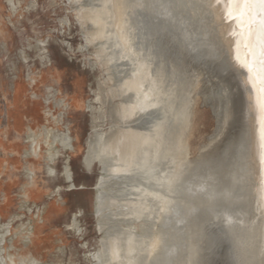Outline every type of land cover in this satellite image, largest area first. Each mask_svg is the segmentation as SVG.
<instances>
[{
    "label": "rangeland",
    "instance_id": "obj_1",
    "mask_svg": "<svg viewBox=\"0 0 264 264\" xmlns=\"http://www.w3.org/2000/svg\"><path fill=\"white\" fill-rule=\"evenodd\" d=\"M119 1L0 0L4 255L22 264H264L263 74L254 67L264 4L242 12L241 0ZM115 5L126 9V29L112 22ZM82 10L98 17L87 24L101 37H87ZM94 122L159 139L119 162L99 216L102 173L83 162ZM67 126L75 150H63L51 174L45 127ZM113 157L104 149L97 160Z\"/></svg>",
    "mask_w": 264,
    "mask_h": 264
},
{
    "label": "bare ground",
    "instance_id": "obj_2",
    "mask_svg": "<svg viewBox=\"0 0 264 264\" xmlns=\"http://www.w3.org/2000/svg\"><path fill=\"white\" fill-rule=\"evenodd\" d=\"M34 1H36V0H34ZM104 1L107 2L109 0H104ZM116 2H120V1L116 0ZM123 3H125V2L123 1L122 4ZM119 4H121V3H119ZM121 7H123V6H121ZM115 8H117V6ZM80 16H81V24L84 26V28L87 31V33H86L87 37L89 39L96 38V37H101V28L100 27H97V29L92 30L91 27L87 24L88 21H92V22L93 21H98L97 20L98 17L96 18V16L93 15L90 10H82L80 12ZM111 18L113 20L112 22H113L115 27H117L119 29H126L127 28V17H126V9L125 8L124 9H121V8L120 9H118V8L117 9H112ZM11 21H13V20H11ZM66 42H68V41H66ZM46 43H48V42H46ZM40 45L45 47L44 42H41ZM47 52H48V50H47ZM38 55H39V53H38ZM43 58L44 59L45 58L49 59V57L46 54V49L45 48H44L43 53H42V59ZM44 66H45V64H44ZM142 82H143V78H139L136 81V86L140 87V84ZM48 90H49V88H48ZM57 90L50 89L51 99L54 100L55 101V105H57L59 107L66 106L64 101L57 97L58 96V91ZM98 98H101V97H98ZM90 110H91V112H94L97 109H96V107L94 105H92L89 102V111ZM99 110L102 111L101 108ZM121 112H122L123 115H126L127 114V108L122 107L121 108ZM99 116H100V118H99ZM99 116H97L99 119L104 118L103 117V113H101V115H99ZM98 118L96 120H98ZM96 124H97V122H94V124H93V135L87 140V149H86V152L84 154L83 162H84V164L86 165V167L88 169H92L95 165H98V167H99V169L101 170V173H102V175L98 179L96 187H95V189H96L95 213H96L97 216H99L100 213H101V207H102V190L107 186V184L110 182V180H112V178L116 177V178L119 179V173L122 171V169H120L122 165L119 164V162L122 163V164L130 163L133 160H136L138 155L142 151H146V152L154 151L156 149V147L158 146V144H159V139H158L157 133H153L152 136H149L146 133H144L138 126H130V125L122 126V127L120 126L114 131H112V130L108 131L107 130L108 133H104V132L100 131V129L98 128V126ZM44 133L46 134L47 138L51 139V142L48 143L49 151H48V157H47V162H48L47 166H48V172L51 173V174H54L55 173V168L52 165L53 161L56 158L58 159V157L61 155L63 150H66V151L67 150H69V151L75 150V146L73 144V139L74 138L71 135L70 129H69L68 126L63 131L54 130V129L45 127ZM186 133H187V130H186ZM31 136H33V134ZM46 142H48V141H46ZM57 145H59L61 147L60 150H58V149L54 150V149H56ZM35 146H36V142L34 140H32L33 151L37 152L38 150H36ZM259 146L264 147V139L258 138L257 147H259ZM39 149H41V148L39 147ZM104 149L109 150L114 156L110 160L109 163H105L104 161H100L99 162L97 160L98 155ZM185 149L187 150V145H185ZM30 152H32V151H30ZM161 153H164V150H161L160 154ZM168 153H170V148L165 150V155H167ZM66 158H68V157H66ZM64 170L65 171H63L64 172L63 174L65 175L66 180L72 184L73 180H72V176H71V172L69 170V167L66 166ZM55 175H57V174H55ZM72 186H73V184H72ZM76 219L77 218H74L73 226L76 225V221H77ZM23 226H25V225L22 224V227ZM3 229H5V230L2 231ZM9 230H10V223H5L3 225L1 224V226H0V264H22V262L17 263V261L15 260L14 256H12V255H9V256H5L4 255L6 249L3 246V244L7 240V236L9 235ZM7 254H8V252H7ZM30 262H32V260ZM35 262H36V260H35Z\"/></svg>",
    "mask_w": 264,
    "mask_h": 264
},
{
    "label": "snow or ice",
    "instance_id": "obj_3",
    "mask_svg": "<svg viewBox=\"0 0 264 264\" xmlns=\"http://www.w3.org/2000/svg\"><path fill=\"white\" fill-rule=\"evenodd\" d=\"M241 3L244 5V8L242 9V12H243L244 10H247L250 7H255L257 3L264 4V0H241ZM259 92H260L262 100H264V75H262L260 78Z\"/></svg>",
    "mask_w": 264,
    "mask_h": 264
},
{
    "label": "water",
    "instance_id": "obj_4",
    "mask_svg": "<svg viewBox=\"0 0 264 264\" xmlns=\"http://www.w3.org/2000/svg\"><path fill=\"white\" fill-rule=\"evenodd\" d=\"M259 20H257L258 22ZM257 43H259L257 41ZM254 67H258L259 71L262 72V74L264 75V42L261 41V44L257 45V54L256 57L254 59Z\"/></svg>",
    "mask_w": 264,
    "mask_h": 264
}]
</instances>
